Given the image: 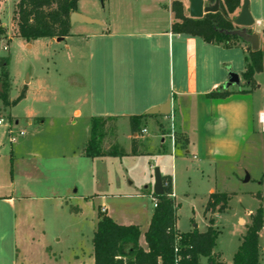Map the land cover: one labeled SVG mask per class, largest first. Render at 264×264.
Segmentation results:
<instances>
[{
  "label": "crops",
  "instance_id": "1",
  "mask_svg": "<svg viewBox=\"0 0 264 264\" xmlns=\"http://www.w3.org/2000/svg\"><path fill=\"white\" fill-rule=\"evenodd\" d=\"M175 1L189 18V0H120L103 20H97L99 25L74 24L68 37L50 39L63 45L53 47V116L61 118L62 109L63 116L70 113L81 118L88 137L75 149L72 137L62 142L56 136L53 141V125L45 129L47 118L39 111L31 110L22 117L21 126L30 130L19 126V117L10 116L13 122L7 135H24L13 143L9 138L7 143L0 142V264H94L92 239L99 208L118 225L140 228L139 244L144 243L143 234L154 210L149 194H153L156 168L161 178H171L179 207L182 193L185 197L196 195L189 186L195 168L201 173L200 195L205 203L212 194H226L229 199L240 195L241 200L255 201L254 195L261 194L264 206V174L253 176L250 166L256 158L264 163V132L258 121L264 113V82L258 78L264 73L254 75L256 87L249 91L242 79L243 48L223 49L197 37L173 34L171 4ZM203 1L211 6L208 0ZM253 1L249 0L254 22L250 29L258 30L263 22L253 16ZM239 11L240 6L229 15L231 20ZM77 13L85 16L78 4ZM1 27L7 29L2 22ZM233 50L240 55H227ZM224 60L229 67L234 63L239 67L238 87L222 89L227 81ZM25 84V98L20 103L31 96L34 103H44L38 91L30 90V78ZM217 90L231 94L225 99L207 98ZM166 104L168 115L147 114ZM143 115L148 118L142 121L140 132L132 135L129 117ZM94 117L125 126V139L117 136L112 144L122 156H84ZM170 117L176 137L173 151L167 137ZM37 118L43 121L33 125ZM143 129L145 134H141ZM122 170L135 179L127 180L125 193L119 192L116 183ZM182 178L186 186L180 192ZM249 183L261 190L240 189ZM227 184H235L236 192L226 190ZM119 197L128 200L121 203V209L110 203ZM258 204L245 210L248 218ZM237 221L241 237L250 219L247 223L238 217ZM84 228L91 235L86 253L75 246ZM176 228L181 233L178 222ZM263 231L264 223L259 244ZM238 246L226 263L216 249L214 253L220 255L217 262L233 264ZM199 264L209 263L201 258Z\"/></svg>",
  "mask_w": 264,
  "mask_h": 264
},
{
  "label": "trees",
  "instance_id": "2",
  "mask_svg": "<svg viewBox=\"0 0 264 264\" xmlns=\"http://www.w3.org/2000/svg\"><path fill=\"white\" fill-rule=\"evenodd\" d=\"M79 0H18L14 6L12 21L16 27V36L33 42L38 39L65 38L70 34L71 25L69 17L77 12ZM214 5L216 0H208ZM241 0H219V11L207 14L200 20L186 18L183 15L180 2L171 4L175 23L171 26V32L177 35H189L201 39L206 44H213L223 49L240 48L233 42L245 41L237 34L229 20V15L239 8ZM0 26V35L4 33ZM247 36H251L246 31ZM244 72L242 79L249 91L255 89L254 75L264 73V44L261 49L245 50ZM9 59L0 61V80L2 91L0 101L5 108H12L25 98V87L18 97L12 101L8 99ZM248 91V92H249ZM231 93L215 91L207 95V98L225 99ZM148 116L129 117L130 133L140 132L142 121ZM109 119L94 117L90 121V137L84 147L86 158H101L109 156H122L117 149L104 148L102 141L105 137V126ZM37 123L43 118L35 119ZM131 155L135 154L132 141ZM163 194L150 197L155 205L146 232L143 234L145 248L139 245L140 231L137 226H121L116 224L104 211H98L96 230L93 234V259L94 264H199L201 258L207 259L209 264H221L217 262L219 253H214L217 247L218 232L214 229L213 214L224 213L227 209L229 196L226 194H212L209 196L204 208V216L208 217V227L200 233L193 230L189 233H179L176 228L179 205L176 204L172 192V180L170 177L162 178ZM259 202L257 209L250 215V223L246 226L245 233L240 237V244L233 256V264H259L261 247L259 234L264 223V208L261 194L254 195ZM128 248V249H127ZM127 249V250H126Z\"/></svg>",
  "mask_w": 264,
  "mask_h": 264
},
{
  "label": "rangeland",
  "instance_id": "3",
  "mask_svg": "<svg viewBox=\"0 0 264 264\" xmlns=\"http://www.w3.org/2000/svg\"><path fill=\"white\" fill-rule=\"evenodd\" d=\"M119 1L120 0H79L78 7L80 12L85 14V16L96 20H103L108 14V9L110 7H114L116 2ZM127 1L136 3L138 0ZM2 2L3 3L0 9V20L7 26V29L3 28L4 33L0 35V61L4 58L9 59V65L6 68V71H8V82L10 85L8 99L11 101L16 99L21 90L25 87L27 78H30L32 80L30 90L34 94H36L38 91L40 98L45 101L44 103L41 101L39 104H36L30 100L33 97L31 96L27 102L19 103L15 107H12V109L5 108L0 101V120L2 122V126L0 127V142L7 143L8 138H10V136H8L6 133L7 128L13 122L10 116L19 117V126L22 127V117L25 116L29 111L36 110L42 114L41 116L47 118V128L45 129H48L50 125H53V141L55 140L56 136H58L57 140L62 142H65L66 139L69 140V138L72 137L74 142L73 146L76 149L78 147V143L84 141L88 137V133L86 131L87 127L84 124V121L81 118H74L70 113L63 116L61 111L62 109L60 108L59 111L62 117L60 118L53 116V47H63V45H55L50 39H38L34 41L30 47V42H25V40L16 36L15 24L12 21V8L17 0H3ZM251 10L255 18L262 19L263 25L258 27V30L250 28L241 29L239 27H235L237 31L244 30L247 32L249 31L250 35H257L259 39L258 49H261L264 44V0H254L251 3ZM229 20H231L230 17ZM233 44H238L244 50L251 49L248 42H246L245 45L239 41L233 42ZM236 51L237 50H233V52L227 53V55H240V52ZM223 62L225 63V60ZM236 66V63H234L232 67H229L228 64L225 63L227 74L228 71H230L238 75L239 67L237 68ZM258 80L264 82V75L259 76ZM39 82H41V84L37 85ZM225 83H227V81ZM0 88L2 91L1 80ZM61 92L64 94L66 93L65 90H61ZM54 110H57L56 107ZM72 122L75 124H71ZM33 125H37L35 120L33 121ZM26 130H30V128H26ZM126 134V128L123 126V124L117 126L115 122H108L105 126V137L102 141L104 148L109 149L111 147L112 149V144L115 141V138L120 136L121 138L125 139ZM26 136L29 137L30 135L27 134ZM250 166L253 176H257V174H264L263 159L258 160V158H256L254 161H252ZM131 178H129L126 172L122 170L120 179H116V183H118L120 187L119 192L125 193V190L128 189L126 185L127 180H135L134 178ZM189 182L190 191L196 195L185 197L182 193L178 197L180 209L177 213L176 223L178 222V229L181 233H187L193 230L203 233L206 231L209 223L208 216L204 217V206L206 203L200 195V192L202 191L201 173L196 168L194 169ZM185 186L184 178L180 179L178 185L180 192L183 191ZM225 188L226 190H233L235 192L237 190L235 184H227ZM240 189L247 191L261 190V188L253 185L252 183H249L245 186L241 185ZM240 197L242 196L238 195L229 199L227 202V209L224 213H214V229H216L218 232L216 249L219 253L222 252L223 259L225 260L224 263H226V261H230L231 255L235 252L236 247L238 246L240 234L242 233V229H240L237 218L242 217L248 223L249 218L246 216L245 210L256 208L257 206V201L250 198L241 200ZM125 199V197H119L114 201L110 200V203L114 204L116 208L121 209V203L128 201ZM98 211L102 212L100 208ZM83 230L84 232L82 233V236H79L75 240V246L86 253L91 247V235L86 231L85 228ZM139 245L141 247H145V244L142 241ZM260 245L262 248L261 264H264V231Z\"/></svg>",
  "mask_w": 264,
  "mask_h": 264
},
{
  "label": "water",
  "instance_id": "4",
  "mask_svg": "<svg viewBox=\"0 0 264 264\" xmlns=\"http://www.w3.org/2000/svg\"><path fill=\"white\" fill-rule=\"evenodd\" d=\"M103 1V0H101ZM219 0H216L214 5L208 6L204 4L203 0H189V12L188 16L190 19L200 20L207 14H214L219 11L218 8ZM70 25L74 24H88V25H99L100 23L97 20L90 19L86 16H83L77 12H74L69 17ZM231 23L243 29L251 28L254 25L253 19L249 13V0H242L240 4V11L237 17L231 20ZM246 31H239L237 34L242 37L245 42H248L251 50L256 51L259 47V39L257 35L253 34L251 36H247L245 34ZM58 41H61L62 38H58ZM240 85L239 76L228 71L227 74V83H225L222 89L227 90L231 86L238 87ZM1 92V88H0ZM168 104L152 109L147 114L148 115H168ZM249 177L246 175L245 182H248ZM153 194L155 196H160L163 194V187H162V178L159 172V169L156 168L154 170V185H153Z\"/></svg>",
  "mask_w": 264,
  "mask_h": 264
},
{
  "label": "built area",
  "instance_id": "5",
  "mask_svg": "<svg viewBox=\"0 0 264 264\" xmlns=\"http://www.w3.org/2000/svg\"><path fill=\"white\" fill-rule=\"evenodd\" d=\"M258 121L261 125V129L262 131L264 132V113H260L259 116H258ZM0 124H1V120H0ZM146 133V130H142L141 131V134H145ZM24 135V132H19L15 135H10V138H9V142L10 143H13L16 141V139L18 137H22ZM167 137H168V140H169V144H170V147H171V150L173 151L174 150V147L176 145V137H175V130H174V127H173V119L172 117H170V125H169V132L167 134ZM155 207V205H154ZM157 264H160V262L158 261Z\"/></svg>",
  "mask_w": 264,
  "mask_h": 264
}]
</instances>
